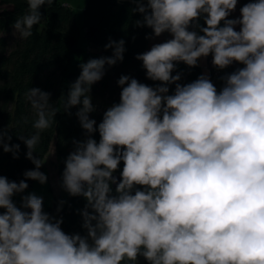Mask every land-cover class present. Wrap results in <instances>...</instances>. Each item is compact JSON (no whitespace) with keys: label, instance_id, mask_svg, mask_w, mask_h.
<instances>
[{"label":"clouds","instance_id":"1","mask_svg":"<svg viewBox=\"0 0 264 264\" xmlns=\"http://www.w3.org/2000/svg\"><path fill=\"white\" fill-rule=\"evenodd\" d=\"M54 2L27 0L13 35L31 37L40 9ZM128 2L143 17L136 27L152 30L146 38H170L135 57L154 85L121 75L119 102L99 122L91 117L92 86L106 65L123 61L124 39H109L111 56L81 63L64 95V112L78 108L83 136L72 140L60 186L86 201L77 210L83 233L65 232L63 217L27 192V181H48L34 153L57 114L51 93L30 88L36 132L18 139L34 168L18 182L0 175V264H124L141 257L146 264H264V0H247L237 17L239 0ZM209 56L217 71L242 67L219 76V90L208 73L181 83L178 64L194 68ZM11 140L0 127V149L18 158L20 144Z\"/></svg>","mask_w":264,"mask_h":264},{"label":"trees","instance_id":"2","mask_svg":"<svg viewBox=\"0 0 264 264\" xmlns=\"http://www.w3.org/2000/svg\"><path fill=\"white\" fill-rule=\"evenodd\" d=\"M245 2L247 0H239L238 11ZM0 6L4 9L0 13V127L8 129V134L12 136L11 144H20L18 158H13L12 153H4L0 149V175L18 182L24 179L23 173L26 170L34 168L26 158L27 148L18 136L28 137L36 132L32 126L36 113L25 93L30 88H39L51 93L50 103L57 114L52 126L41 132V140L34 155L43 161L53 143L61 181L64 160L73 149L72 140L83 136L75 115L78 108H72V114L69 115L64 112L63 107L64 95L80 74V64L92 58L111 56L112 50L104 47L110 38L125 40L123 61L111 67L106 65L104 77L92 86L91 95L97 111L91 117L99 122L107 107L119 102L121 88L117 81L121 75H129L152 85L153 81L146 79L142 62L135 58L147 51L150 39L146 37L152 34V30L136 27L135 21L142 20L143 17L132 12L136 5L128 0H86L82 9L81 26L77 22L75 11L64 0H55L51 7L45 5L40 9L42 18L33 27L31 37L21 39L19 36L11 42L7 33L13 28L16 19L28 12L27 0H0ZM82 31L86 41L84 46L79 43ZM237 67L240 66L234 64L219 71L218 77ZM177 71L183 73L181 83L191 82L203 73L201 66H181ZM212 72L213 70L210 77L219 90L223 82L218 77L212 78ZM170 88L174 90V85ZM27 182L31 188L34 181ZM85 203L83 197L68 194L59 213L56 197H53L51 205L46 206L44 203V210L63 217L62 228L65 232L83 233L82 218L77 210H82ZM132 264L146 262L141 257Z\"/></svg>","mask_w":264,"mask_h":264},{"label":"rangeland","instance_id":"3","mask_svg":"<svg viewBox=\"0 0 264 264\" xmlns=\"http://www.w3.org/2000/svg\"><path fill=\"white\" fill-rule=\"evenodd\" d=\"M64 2L75 11L77 22L81 26L82 25V9H83V6L86 0H64ZM13 32H14V28H12L10 32L7 33V36L11 42L19 37L18 33L16 35H13ZM157 42H161V40L159 38L151 39L149 41L148 50L150 49L152 44L157 43ZM79 43L82 46L86 44L83 31L80 35ZM239 66L242 67V65H239ZM214 69L215 68H212V70ZM218 74L219 73H216V72L214 74L213 72L212 78L218 77ZM152 85H154V82L152 83ZM41 171L47 175L48 177L47 183L44 185H41L39 182L34 181L32 187L29 188L27 192H35L37 195L42 196L46 206H49L52 204L53 197L57 198L58 203L61 200L66 202L68 199V194L60 186L61 181L58 175V161H57V157L55 154L53 143L51 144L50 149L48 150L47 154L44 157L43 166L41 168ZM14 199L16 203L19 205L20 197L17 196Z\"/></svg>","mask_w":264,"mask_h":264},{"label":"crops","instance_id":"4","mask_svg":"<svg viewBox=\"0 0 264 264\" xmlns=\"http://www.w3.org/2000/svg\"><path fill=\"white\" fill-rule=\"evenodd\" d=\"M239 16V11L238 9L236 10V12H234L232 14V17H237ZM201 24H203V21H201ZM161 40V42L165 39L170 38L169 35L167 33L163 34L161 37H157ZM151 40V39H150ZM148 50V49H147ZM186 67V65H184L183 63L178 64V67ZM199 66H201L203 73H208L211 76V70L213 68L212 64H211V56H209L207 59H202L199 62ZM133 262L130 261H125L124 264H132Z\"/></svg>","mask_w":264,"mask_h":264},{"label":"built area","instance_id":"5","mask_svg":"<svg viewBox=\"0 0 264 264\" xmlns=\"http://www.w3.org/2000/svg\"><path fill=\"white\" fill-rule=\"evenodd\" d=\"M213 72H214V74H215V72H216V73H219V71H217V70H215V69L213 70ZM213 72H212V74H213Z\"/></svg>","mask_w":264,"mask_h":264},{"label":"water","instance_id":"6","mask_svg":"<svg viewBox=\"0 0 264 264\" xmlns=\"http://www.w3.org/2000/svg\"><path fill=\"white\" fill-rule=\"evenodd\" d=\"M116 175H119V173H117Z\"/></svg>","mask_w":264,"mask_h":264}]
</instances>
